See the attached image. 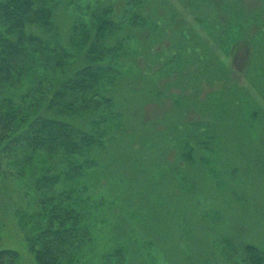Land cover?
<instances>
[{
	"label": "rangeland",
	"instance_id": "1",
	"mask_svg": "<svg viewBox=\"0 0 264 264\" xmlns=\"http://www.w3.org/2000/svg\"><path fill=\"white\" fill-rule=\"evenodd\" d=\"M142 14L156 29L124 59L121 127L85 182L96 243L78 264L115 250L125 264L264 254V0H144ZM13 174L3 163L0 247L36 264L26 237L39 218Z\"/></svg>",
	"mask_w": 264,
	"mask_h": 264
},
{
	"label": "trees",
	"instance_id": "2",
	"mask_svg": "<svg viewBox=\"0 0 264 264\" xmlns=\"http://www.w3.org/2000/svg\"><path fill=\"white\" fill-rule=\"evenodd\" d=\"M143 1L123 0L116 13L109 0H0V167L36 207L40 226L26 237L36 264H78L93 253L86 176L121 127L114 94L125 56L156 29ZM16 255L0 247V264ZM98 256L125 264L120 250ZM240 264H264V254L247 246Z\"/></svg>",
	"mask_w": 264,
	"mask_h": 264
}]
</instances>
